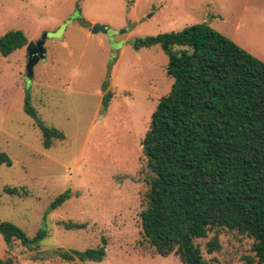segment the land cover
Here are the masks:
<instances>
[{"label": "rangeland", "instance_id": "obj_1", "mask_svg": "<svg viewBox=\"0 0 264 264\" xmlns=\"http://www.w3.org/2000/svg\"><path fill=\"white\" fill-rule=\"evenodd\" d=\"M202 23L264 61V0H0V37L21 30L30 43L47 33L46 56L32 79L27 46L0 54V150L12 159L0 166V219L30 238L48 231L38 248L20 241L9 247L0 233V260L74 264L57 250L82 252L105 238L103 261L76 262L182 264L177 253L165 258L139 243L150 176L142 140L174 79L161 46L137 48L136 41ZM95 24L107 32L93 34ZM27 95L61 135L49 148L24 111ZM7 186L26 187L29 195H11ZM69 191L70 199L49 211ZM70 222L83 228L68 229ZM213 236L199 241L210 264H247L254 257L253 240L231 231H222L221 250L208 254Z\"/></svg>", "mask_w": 264, "mask_h": 264}, {"label": "trees", "instance_id": "obj_2", "mask_svg": "<svg viewBox=\"0 0 264 264\" xmlns=\"http://www.w3.org/2000/svg\"><path fill=\"white\" fill-rule=\"evenodd\" d=\"M28 43L25 32L9 31L0 37V54L8 57ZM156 45L169 58L167 73L174 83L159 100L142 140L150 176L139 243L165 258L177 253L182 264H210L199 241L214 233L206 244L213 254L221 250L222 231L237 232L253 240L254 257H247V264H264V61L207 23L136 41L137 48ZM24 111L35 119L47 148L61 138L39 117L29 95ZM3 165L11 166L12 159L0 150ZM5 192L29 195L26 187L7 186ZM70 197V191L59 195L49 211ZM67 228L83 226L70 222ZM0 233L9 247L20 241L38 248L48 237L42 229L30 238L1 219ZM101 242L94 249L56 254L74 264L101 262L108 245L105 238Z\"/></svg>", "mask_w": 264, "mask_h": 264}, {"label": "water", "instance_id": "obj_3", "mask_svg": "<svg viewBox=\"0 0 264 264\" xmlns=\"http://www.w3.org/2000/svg\"><path fill=\"white\" fill-rule=\"evenodd\" d=\"M93 34H98L100 32H107V27L101 24H95L91 28ZM47 38V33H44L41 38L35 42L28 43L26 47L28 62H27V77L32 79L34 76V67L41 59L46 56V50L44 48L45 40Z\"/></svg>", "mask_w": 264, "mask_h": 264}]
</instances>
